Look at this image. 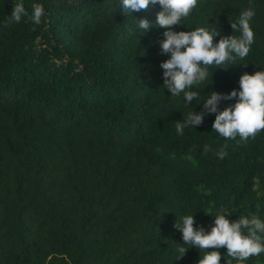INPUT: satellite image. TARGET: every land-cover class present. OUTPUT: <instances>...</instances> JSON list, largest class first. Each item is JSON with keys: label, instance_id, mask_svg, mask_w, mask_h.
I'll return each mask as SVG.
<instances>
[{"label": "trees", "instance_id": "16d2710c", "mask_svg": "<svg viewBox=\"0 0 264 264\" xmlns=\"http://www.w3.org/2000/svg\"><path fill=\"white\" fill-rule=\"evenodd\" d=\"M18 3L29 16L43 5L41 23L5 27ZM250 4L249 54L209 66L186 105L163 85L159 5L122 15L120 0H0V264H198L213 249L183 244L174 225L184 217L205 232L219 214L264 221V130L237 144L208 113L176 132L211 92L264 71V0H197L173 26L218 30L214 44L239 38L230 23ZM140 19L154 26L138 29ZM178 247L188 248L180 259ZM217 251L220 264H264V253L239 261Z\"/></svg>", "mask_w": 264, "mask_h": 264}, {"label": "clouds", "instance_id": "9594fccd", "mask_svg": "<svg viewBox=\"0 0 264 264\" xmlns=\"http://www.w3.org/2000/svg\"><path fill=\"white\" fill-rule=\"evenodd\" d=\"M160 6L156 14L155 27L163 28L164 39L159 42L161 54H169V58L161 62L163 69V85L169 90L171 96L183 93L184 102L188 105L196 100L200 94L196 86L209 78L208 67L227 69L226 63L234 62L236 57L245 58L254 42V33L250 27V20L255 15V6L245 9L238 21L230 23L233 31H239L240 37L222 36L217 43H213L214 36H220L218 30L197 28L192 31H174L173 26L181 25L182 18H187L197 7V0H120L122 15L133 12L147 11L150 6ZM25 16L34 25H39L44 16L41 4L32 5L29 16L23 4L13 6L11 14L7 17L4 26L19 23ZM138 29L149 30L154 25L147 19L137 21ZM240 88L233 89L227 94L211 92L203 102V111L194 113L190 111L182 121L176 122V132L183 135L186 127L198 126L203 123L205 114L214 113L215 119L212 129L225 139L237 140V144L247 143L248 139L255 138L256 134L264 130V71L253 74L243 73L239 78ZM187 89V90H186ZM236 99L234 105L218 110L221 100ZM225 144L217 153L223 159L227 152ZM208 147H204V152ZM206 214V213H205ZM193 215L183 218L181 224L174 226L182 233L184 245H192L199 249H213L207 252L198 264H220L221 253L218 249H227V256L239 261H246L249 257L264 253V221L256 216H241L237 220L229 221L225 214L214 218L210 231L205 232L203 227L194 228ZM247 229V235L242 232ZM187 247H178V258L183 257ZM232 264V260H226Z\"/></svg>", "mask_w": 264, "mask_h": 264}]
</instances>
